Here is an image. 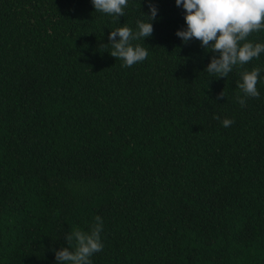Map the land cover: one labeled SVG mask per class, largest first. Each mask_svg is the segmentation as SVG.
Instances as JSON below:
<instances>
[{
  "label": "trees",
  "instance_id": "obj_1",
  "mask_svg": "<svg viewBox=\"0 0 264 264\" xmlns=\"http://www.w3.org/2000/svg\"><path fill=\"white\" fill-rule=\"evenodd\" d=\"M152 2V36L132 41L148 57L124 67L109 33L135 31L147 0L119 20L92 0H0V264H58L96 216L92 264H264V53L217 78L176 35L182 6ZM253 68L260 97L241 106Z\"/></svg>",
  "mask_w": 264,
  "mask_h": 264
},
{
  "label": "clouds",
  "instance_id": "obj_2",
  "mask_svg": "<svg viewBox=\"0 0 264 264\" xmlns=\"http://www.w3.org/2000/svg\"><path fill=\"white\" fill-rule=\"evenodd\" d=\"M150 14H144L146 20H137L136 30L126 24L110 31L108 40L111 45L109 54L123 61L122 66L131 67L148 57V50L132 41L149 38L153 34V24L158 9L152 0H147ZM177 7L185 11L186 28L178 30L176 35L187 44L190 40L200 41L205 51L213 53L210 63L204 71L217 78H227L235 66L243 67L264 53V43H252L248 37L253 32L264 31V0H175ZM96 12L114 16L117 20L125 16L128 0H92ZM119 37V39H117ZM108 45V44H107ZM261 69L241 72L236 87L243 93L237 96L241 106L246 98H259L257 83ZM223 91L217 99L224 98ZM214 119L219 120L218 115ZM222 125L229 127L234 121L223 119ZM90 232L74 229L65 234L67 247L53 249L58 264H92L91 257L103 250L101 232L103 221L95 217Z\"/></svg>",
  "mask_w": 264,
  "mask_h": 264
}]
</instances>
